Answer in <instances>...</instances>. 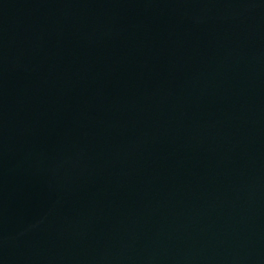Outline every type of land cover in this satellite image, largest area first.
Returning <instances> with one entry per match:
<instances>
[{"label":"water","instance_id":"obj_1","mask_svg":"<svg viewBox=\"0 0 264 264\" xmlns=\"http://www.w3.org/2000/svg\"><path fill=\"white\" fill-rule=\"evenodd\" d=\"M0 264H264V0H0Z\"/></svg>","mask_w":264,"mask_h":264}]
</instances>
